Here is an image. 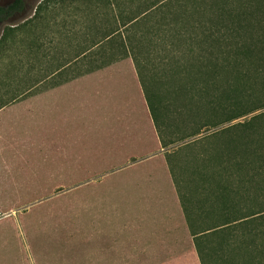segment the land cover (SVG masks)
<instances>
[{"label": "rangeland", "instance_id": "rangeland-1", "mask_svg": "<svg viewBox=\"0 0 264 264\" xmlns=\"http://www.w3.org/2000/svg\"><path fill=\"white\" fill-rule=\"evenodd\" d=\"M41 1L26 0L22 13L0 20V37L9 27L18 28V31L5 36L2 43H5L6 49L0 53V102L19 97L24 91L15 92L17 85L26 83L17 80L18 76H12L9 71L12 62L17 63L18 68L22 67L19 72L22 77L28 68L33 67L35 71L51 69L55 54L80 49L76 44L79 43L77 38L85 31L82 21L88 23L103 17L102 2L97 0H93V4L89 0H51L48 7L43 5L40 8L37 17L26 21L34 16ZM11 2L0 0V6ZM242 9L248 14L244 21L248 17L254 22L255 37L251 47L250 39L241 33L239 53L250 61V65L247 64L240 74L236 73V84L244 73L249 76L244 78L246 92L239 98L234 95L231 100L239 109L251 106L248 113L224 120L231 110H227L230 105L220 107L212 96L201 93L198 80L184 78L187 75L193 77L197 70L192 58L182 61L179 76H176L178 71L172 66V55L165 50L157 47L158 50L146 58L145 80L149 99L166 143L163 146L165 154L185 205H190L189 200L194 201L195 195L199 197L204 193L208 175L205 164L210 156L215 158L212 164H227L229 139L232 141V133L238 129L232 125L255 121L261 128L257 134L264 136V120L258 118L264 111V0H243ZM35 40L42 42L43 46L31 47L33 51L28 54L29 45ZM36 49L37 55L43 52L52 54V61L38 62L34 56ZM102 60L78 61L72 64L73 68L67 74L54 76V81L87 70ZM51 82L48 79L25 94ZM253 116L258 119L251 120ZM225 127H230L231 131L220 132ZM195 131L197 133L191 134ZM250 132L248 128L247 134ZM251 139V135L243 137L240 148L247 160ZM240 204V210L246 211L247 204L246 207L243 201ZM89 206L88 203L84 205L81 191L68 194L64 187L56 188L54 193L41 200L0 199V264H186V259H149L147 254L150 249L142 246L145 241L125 242L121 249L122 259H110L107 257L109 252L102 248L104 234L97 230L105 222L102 217L89 214ZM244 229L245 233L238 238L243 239L247 250L241 253L234 249V244L229 245L225 254V259H229L226 264H240L236 259H256L258 264H264V222ZM229 242L234 243V240Z\"/></svg>", "mask_w": 264, "mask_h": 264}, {"label": "crops", "instance_id": "crops-1", "mask_svg": "<svg viewBox=\"0 0 264 264\" xmlns=\"http://www.w3.org/2000/svg\"><path fill=\"white\" fill-rule=\"evenodd\" d=\"M59 187L81 191L102 217L110 259L145 241L149 259L200 264L131 57L0 108V199H46Z\"/></svg>", "mask_w": 264, "mask_h": 264}, {"label": "trees", "instance_id": "trees-1", "mask_svg": "<svg viewBox=\"0 0 264 264\" xmlns=\"http://www.w3.org/2000/svg\"><path fill=\"white\" fill-rule=\"evenodd\" d=\"M49 1L51 0H42L38 4L34 16L26 21L37 17L40 14V8L43 5L48 7ZM89 1L93 4V0ZM97 1L102 2L103 17L88 23L82 21L85 31L81 35L82 37L77 38L79 43L76 44L80 49L73 50L72 53L55 54L54 58L52 54L45 52L37 55L36 49L34 56L38 62L42 60L51 62L53 58L54 66L43 71H35L33 67L28 68L27 71L24 70L23 77L19 76L22 67L18 68L17 63L16 65L13 62L10 64L9 71L12 72V76H18L16 79L26 84L17 85L15 89V92L24 89L21 96L0 102V108L108 63L124 57H131L148 100L160 140L165 146L166 143L155 119L145 80V69L148 65L146 58L156 52L158 47L172 55V66L178 71L176 76L181 74L180 64L182 61L188 58L194 60L192 63L197 68L195 74L193 77L187 75L184 78L198 80L201 93L212 96L220 107L230 105L227 107V110L231 109L228 111L230 114L227 112V118L224 120L241 116L252 109L251 106L239 109L237 104L233 105L231 100L234 95L239 98L244 94L246 86L244 78L249 76L244 73L236 84V73L240 74V71L247 68V64L250 65V61L246 57H241L243 55L239 53L241 33L243 32V36L250 39L251 47L255 37L254 22L248 17L247 21H244L248 14L245 9H242L243 0ZM25 2L26 0H12L11 3L0 6V20L22 13ZM15 31H18V28L12 26L1 35L0 53L6 49L5 43L2 44L3 41L5 42V36ZM33 46L40 48L43 44L37 40L30 43L28 54L33 51L31 48ZM86 59L90 62L104 60L87 70L54 81V76L67 74L73 68L72 64ZM48 79H51L52 82L46 87L25 94ZM235 91L237 93H233ZM259 115L261 116L258 118L264 120V111ZM256 118L253 116L251 120ZM219 122L221 120L217 123ZM249 123L242 121L232 125L238 129H235L236 133H232V141L229 139V156L225 166L212 164L215 159L212 156L206 160L208 175L204 193L199 197L195 195L194 201L189 200L190 205H185L180 194L200 264H215L217 262L226 264L229 260L225 259L227 247L232 244H234L235 250L243 253L247 248L243 239L238 237L245 233L244 228L264 222V136L261 137L257 134L261 128L257 127L255 121H252L250 125ZM247 127L251 130L248 134ZM227 131H231L230 127L220 130L222 133ZM194 133L197 131L191 134ZM247 135L252 137L251 146L248 147L249 151L247 152L249 160L244 159L245 154L240 150L242 139ZM241 201L244 202V207L246 204L248 206L244 212L240 210ZM232 239L234 243L229 242ZM236 260L240 264H258L256 259Z\"/></svg>", "mask_w": 264, "mask_h": 264}]
</instances>
